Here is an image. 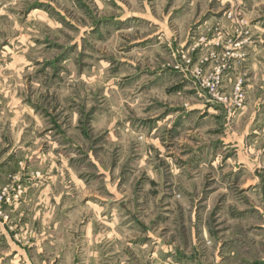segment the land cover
Returning <instances> with one entry per match:
<instances>
[{"label": "rangeland", "instance_id": "obj_1", "mask_svg": "<svg viewBox=\"0 0 264 264\" xmlns=\"http://www.w3.org/2000/svg\"><path fill=\"white\" fill-rule=\"evenodd\" d=\"M0 103V264H264V0H0Z\"/></svg>", "mask_w": 264, "mask_h": 264}, {"label": "crops", "instance_id": "obj_2", "mask_svg": "<svg viewBox=\"0 0 264 264\" xmlns=\"http://www.w3.org/2000/svg\"><path fill=\"white\" fill-rule=\"evenodd\" d=\"M5 95H7V93ZM14 100L15 101H14V104H13V108H14V113L13 114L17 115L19 113L17 110L20 109L22 111L23 107H22V102L17 103L16 99H14ZM3 106H4V104L1 105V103H0V148H5L7 146L6 142L10 141L9 143H11V141H12V139L8 138L7 134H6L7 133L6 132L7 131L6 123H4L6 116H5V111L2 108ZM32 115H33V112H32ZM21 120H22V118H20L18 120L19 123L17 124V119L15 118V121H14L15 123H13V130L11 132V135H13L12 138H13V143H14L13 146L11 147V149L16 148V150L19 151V152H21L20 150L23 149L22 142H23V139H24V134L21 133V124H20ZM33 123H34V121H33ZM34 126H37L36 121L34 123ZM17 127H20V128H17ZM14 130H15V132H13ZM15 133H18V134H15ZM44 138L46 139V140H44V142H47V141L50 140V136L48 134L44 135ZM35 147H37V145ZM32 149H33V147L29 151H32ZM36 152H38V150ZM36 152H33V153H36ZM10 153H11L10 149L6 150L4 152L0 150V164L3 163V161L6 159V157L8 155H10ZM17 154H18V152H17ZM37 160H40V162L38 163V161H36V163H34L35 164L34 170L43 171L44 176H43V178L35 179L32 182H34V184L35 183L36 184L40 183L41 185H44V189H47V190H50V191H56L58 196H56L55 193H52V195H53L52 199L54 200L55 197L60 199L61 198V194L65 190V187H64L65 184H64L63 180H62V182L60 180H58V182H55L56 178L58 177V175H55V172H58V171H54L52 161H49L46 156H44V155L40 156V157L37 158ZM10 164H12V161L7 162L6 164H4V166H2V168H0V176H1L0 182L3 180L2 178H3L4 174H5V168L10 166ZM49 164H51V167H49ZM59 176H61V177L64 176V170L61 171V174ZM31 186H33V185H31ZM30 189H32V188H30ZM64 196L65 195H62V199H61L62 201H63ZM36 205L40 206V203H37ZM25 210L29 211V213H26L27 215L25 217H23V215H22L23 213L20 211V213H22V214L16 213L13 218L15 220H17V221L20 220L21 222L28 221L30 223L31 231L33 230V226H35V225L37 227V230H39V220H42L43 224L49 221L48 216L46 217V215H42L41 217H39V213L38 212H36V214H34V212H33L31 207H26ZM44 216L46 218H44ZM26 238H31V240L34 241V243H35V247H34V250H33V254H31L32 255L31 258H28V261L24 260L23 264H39V257H38L39 254L42 251L46 252V246L44 245L43 247H41L39 245V238L40 239H44L45 238V234L39 235V232L37 231L36 235H34V233H33V235H30V236L27 235ZM11 239H12L11 237H9V239H8V235L6 234V231H4L2 233V236L0 237V258H3L4 256H7L8 253H6V251H8V250H10L11 252L16 251V249L13 248V245H12V243L10 241ZM47 252H48V250H47ZM16 254L20 255L19 252H15L14 257H16V258L18 257V255H16ZM21 255H22V258H23V254L22 253H21ZM14 260L15 261L12 264H16L17 260L16 259H14ZM0 263H1V261H0Z\"/></svg>", "mask_w": 264, "mask_h": 264}]
</instances>
